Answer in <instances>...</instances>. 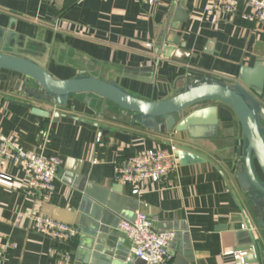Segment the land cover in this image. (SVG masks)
Masks as SVG:
<instances>
[{"label":"crops","instance_id":"crops-1","mask_svg":"<svg viewBox=\"0 0 264 264\" xmlns=\"http://www.w3.org/2000/svg\"><path fill=\"white\" fill-rule=\"evenodd\" d=\"M244 11L249 12L218 13L210 0H157L152 6L144 0H0V43L7 53L39 63L55 79L83 73L157 102L197 79L233 84L240 68L264 61V25L246 22ZM18 81L0 70L2 135L25 151L57 157L62 164L55 193L45 197L26 187L22 167L0 162V175L12 183L0 185V264H57L52 251L67 253L66 264H92L80 236L59 244L38 234L33 221L40 215L75 226L85 196L104 209L119 210V220L131 221L143 212L155 230L175 231L168 248L171 264H236L224 255L227 251L251 255L252 264L264 261L256 260L250 240L241 235L240 207L246 215L248 207L234 173L243 164L244 135L229 107L202 103L184 115L215 107L213 136L191 138L186 131L157 135L95 97L73 96L63 108L32 103L17 89ZM27 103L51 111L50 116L32 115ZM195 126L209 128L205 123ZM178 143L209 158L229 188L208 164L178 163L176 175L146 185L139 196L131 194V186L114 182L116 161L155 146L171 152ZM249 220L264 251V232ZM110 232L118 256L127 261L129 241L116 229Z\"/></svg>","mask_w":264,"mask_h":264},{"label":"water","instance_id":"water-1","mask_svg":"<svg viewBox=\"0 0 264 264\" xmlns=\"http://www.w3.org/2000/svg\"><path fill=\"white\" fill-rule=\"evenodd\" d=\"M178 15V13H176ZM187 16L182 18L185 22ZM177 43L175 42L174 45ZM0 70L14 74L18 78L17 88L32 103L45 104L54 108L66 107L67 101L77 95L86 99L95 97L112 103L129 113L134 123L157 135L181 134L187 132L191 138L213 136L216 131V108L193 111L191 108L202 103H218L231 109L244 135L242 148L243 164L235 172V178L246 201L248 215L240 207L245 230L241 235L250 240L249 250L261 262L264 251L258 244L251 223L264 232V61H258L252 68H240L233 84L214 78L197 79L188 83L177 95L164 101H147L127 92L115 83L85 76L81 73L70 80L55 79L39 63L14 53H7L0 43ZM18 84V83H17ZM36 117L48 118L50 112L39 105L25 104ZM59 118L58 113L53 115ZM205 123L208 129L195 125ZM174 156L182 167L208 164L218 171L227 187L228 181L218 167L200 152L178 143ZM230 195L239 207L232 191ZM120 211L106 209L88 196L82 199L76 217L75 227L80 231V247L92 258V264H145L143 261H124L110 242L120 221ZM133 220V219H132ZM180 260L179 257L175 258ZM264 262V261H263ZM263 262L259 264H264ZM251 255L236 260V264H252Z\"/></svg>","mask_w":264,"mask_h":264},{"label":"built area","instance_id":"built-area-1","mask_svg":"<svg viewBox=\"0 0 264 264\" xmlns=\"http://www.w3.org/2000/svg\"><path fill=\"white\" fill-rule=\"evenodd\" d=\"M157 0H144L154 5ZM218 13L232 15L239 10L249 23L264 25V0H210ZM46 136V135H44ZM101 134L97 133L96 142ZM171 152L159 146L143 151L128 159L118 160L113 165V180L119 185L132 187L131 194L139 196L146 185L160 183L169 175H176L178 160ZM0 162L10 166H20L26 173V187L45 197H51L56 189V175L62 164L54 156H45L25 151L17 142L4 137L0 131ZM0 185L12 186L10 178L0 175ZM35 231L59 244H65L80 236L77 227L37 215L34 217ZM244 229V227H241ZM115 229L129 241L127 261L138 259L145 264H171L172 256L168 248L176 238L173 230H155L153 222L143 212H136L133 220H120ZM57 264H66L70 256L65 252L52 251ZM226 256L239 260L245 253L227 251Z\"/></svg>","mask_w":264,"mask_h":264}]
</instances>
